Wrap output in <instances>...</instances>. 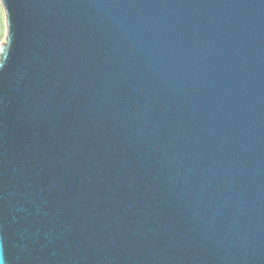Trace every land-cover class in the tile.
<instances>
[{"label": "water", "instance_id": "95a60500", "mask_svg": "<svg viewBox=\"0 0 264 264\" xmlns=\"http://www.w3.org/2000/svg\"><path fill=\"white\" fill-rule=\"evenodd\" d=\"M0 264H264V0H1Z\"/></svg>", "mask_w": 264, "mask_h": 264}, {"label": "rangeland", "instance_id": "374dc122", "mask_svg": "<svg viewBox=\"0 0 264 264\" xmlns=\"http://www.w3.org/2000/svg\"><path fill=\"white\" fill-rule=\"evenodd\" d=\"M5 22H6L5 7L2 1L0 0V50H1L3 39L5 37Z\"/></svg>", "mask_w": 264, "mask_h": 264}]
</instances>
